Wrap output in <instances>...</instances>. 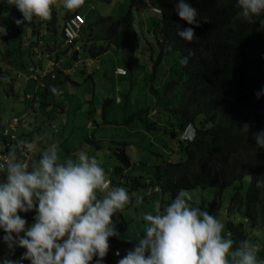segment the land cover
<instances>
[{
  "label": "trees",
  "instance_id": "1",
  "mask_svg": "<svg viewBox=\"0 0 264 264\" xmlns=\"http://www.w3.org/2000/svg\"><path fill=\"white\" fill-rule=\"evenodd\" d=\"M176 2L177 0H130L128 9L118 18L105 15L92 21L84 17L85 22L78 37L64 43L62 49L57 51L61 54L70 52V59H77L80 53L97 59L112 45L124 52L127 60L130 61L137 48L133 9L151 5L157 20L152 28L151 38L146 40V45L151 52L154 48H157L158 52L152 63L153 75L155 76L159 66L157 63L164 56L174 50L180 52V63L175 68L177 74H170L164 81L161 79L163 81L161 86L167 99L175 98L179 102L175 111H172L181 115L178 123H171L170 134L176 135L175 129H178V145L185 151V156L177 161L162 159L156 163L151 180L152 187L149 188L157 187V190L166 193L167 199L162 200L160 204L164 207L175 199L180 190L212 186L214 193L207 204L204 201L197 205L192 201V204L194 207L207 210L217 219L222 212L225 213L227 218H225L224 236L235 241L233 246L235 250L241 241L246 240L248 231L243 228L245 223L251 227H264V186L257 187L256 183L259 178L264 177V148H259L254 139V134L264 131V95L259 100L255 96L257 91L264 88V31L259 30L258 19L254 18V22L249 23L238 17L237 0H186L197 8L199 18H207L208 23H201L200 27L189 25L180 19L175 11ZM154 7L159 11H155ZM3 9L0 10L1 20H3ZM72 12L80 13L78 9ZM70 14L69 10H65L62 27ZM56 23L57 15L53 9L51 19L46 23L45 30L48 37L42 42L47 48L43 51L52 49L50 43L54 38H58L59 33L64 39L63 29L56 26ZM98 24L103 27L100 32L95 29ZM35 25L32 27V32L39 37L40 26L36 29ZM15 27L18 29L17 25ZM190 27L194 28L198 41L188 42L178 34L180 30ZM82 32L85 34L84 37L81 35ZM97 41L99 43H96ZM53 43L56 44V48L61 46L54 40L52 45ZM189 51L193 55L185 65L182 60L188 56ZM4 52L7 54L10 49ZM12 60L10 59V62ZM9 66L11 63L0 66V85L5 80L9 81L10 92L14 94V78L11 77L12 70H9ZM22 66L25 67L24 78L23 75L20 78L16 77L14 72L15 80L23 84L21 89H27L31 85H36L35 87L38 88L32 95L24 90L23 100L31 99L34 104L37 98H40L38 96L40 90L49 92L57 88L56 74L49 73L37 80L29 74L30 71L26 70L27 66L24 63ZM117 67L118 65L114 66L113 73L123 75L116 72ZM26 72L29 74L27 78H25ZM65 75L68 77L67 74ZM35 80L38 81L37 84ZM139 116L141 117L140 112ZM14 117L17 118L18 124L20 118L12 115L10 119ZM11 120L6 119L4 123L9 124ZM190 123L196 132L192 141L182 139L180 136L182 129ZM245 124L249 126L247 133L242 131ZM7 127V124H3V132ZM3 138L4 146H1L4 148L3 153L14 152L16 158H20L24 157L25 153H30V150L23 146L18 147V142L33 141L34 134L18 135L16 126L9 134L3 133ZM2 139L0 137L1 141ZM122 143L127 144V142ZM42 152L43 150L37 148L33 157H28L30 169L32 163L39 160ZM114 153L120 162L112 167V171L118 174V181H121L124 170L131 164V158L124 146L115 147ZM247 174L250 180L243 193L240 185L243 184ZM139 176H130L134 186L142 183ZM2 179L3 174L0 173V181ZM235 183L238 184L237 187L229 193V187ZM153 192L155 191L148 194ZM21 216L28 222V213ZM113 221L117 229L124 230L125 221L120 212L116 213ZM143 232L144 229L135 240L116 239V243L109 244L110 248L103 264H117V261L138 243L137 240L143 236ZM3 235L4 232L0 229L1 238ZM121 243L124 244L123 251L120 249ZM114 250L119 251V257L115 256ZM24 251L25 249L17 248L13 256L7 249V254L12 259H19ZM96 259L97 257H94L92 264H95ZM23 264H31V262L25 260Z\"/></svg>",
  "mask_w": 264,
  "mask_h": 264
},
{
  "label": "rangeland",
  "instance_id": "2",
  "mask_svg": "<svg viewBox=\"0 0 264 264\" xmlns=\"http://www.w3.org/2000/svg\"><path fill=\"white\" fill-rule=\"evenodd\" d=\"M3 1L0 5V10L4 8L3 20L0 18V22L2 21L0 23V66L11 63L9 70H12L11 77L14 78L15 93L10 92L9 81L5 80V83L0 85L1 139L3 138V124L8 126V123L4 121L11 120L12 115H16L20 118V122L16 124L17 134H34V140L27 141L32 145L30 157H33L37 149L36 145L43 151L55 146L61 161L75 159L79 151H85L90 157H95L111 180L110 187H124L131 197L129 205L120 211L125 221V228L124 230L117 229L120 237L109 238V244L116 243V239H137L144 229L143 215L153 213L154 205L161 204L162 200L167 199L166 193L161 190L148 194L149 187H152L151 180L155 164L162 159L177 161L185 156V151L178 145V129H175L176 135L170 134L171 123H178L181 115L173 112L179 102L175 98L167 99L161 86L170 74H177L175 68L180 63V52L174 50L164 56L157 63L159 66L154 76L152 63L158 52L157 48L151 52L146 45V40L152 36V28L156 25L157 15L149 4L145 8L133 9V27L136 30L137 48L130 61L127 60L124 52L112 45L98 59L89 58L83 53H80L77 59H70V52L62 54L65 57L64 65L70 68V71L65 73V67L61 63L56 65L52 69L56 74V91L40 90L42 92L38 93L40 98H37V102L33 104L31 99L23 100V91L27 90L32 95L33 90L31 87L21 89L23 84L16 81L15 76L20 78L23 75L25 67L23 68L22 63L28 67L36 65L38 73L40 66L46 68L47 58L42 50H45L47 46H44L42 41L48 37L45 29L50 19L43 21L34 18L31 24L25 23L16 29L15 20L23 19L22 14L14 5L7 3V0ZM129 2L130 0H85L78 10L92 21L105 15L118 18L128 9ZM53 9L57 15L56 26L61 28L66 9L62 7L59 0ZM34 24H36L34 26L36 29L40 26L39 37L32 32ZM102 28V25L98 24L95 29L100 32ZM81 35L84 37V32ZM63 41L60 33L58 44L61 46L56 48V44L52 45L51 41L53 61L54 56L58 54L57 49H62L65 45ZM7 49H10V52L6 54L4 51ZM59 57L57 55L56 58ZM10 59H13L12 62ZM22 59L23 62H21ZM116 65L124 67L127 74L115 75L113 68ZM0 142L4 146V138ZM122 142H127V144L123 145ZM117 146H124L131 158V164L124 170L121 181H118V174L112 171V167L120 162L114 153ZM24 163L29 165V158ZM132 175H140L139 180L142 183L134 186L130 178ZM249 180V175H245L243 184L240 185L243 193ZM237 185L236 183L231 185L228 192L231 193ZM183 190L189 191L192 195L194 205L203 201L207 204L214 193L212 186ZM144 194H147L146 197L143 196ZM35 215V211L28 212V225L34 222ZM225 218L227 217L222 212L219 220L224 226ZM243 228L248 231L246 240L260 246L257 254L260 259L261 250L264 249V227H251L245 223ZM120 249L122 251L125 249L124 244H120ZM7 253V246L0 239V264H3V257L8 255ZM8 256L11 258L10 255Z\"/></svg>",
  "mask_w": 264,
  "mask_h": 264
},
{
  "label": "clouds",
  "instance_id": "3",
  "mask_svg": "<svg viewBox=\"0 0 264 264\" xmlns=\"http://www.w3.org/2000/svg\"><path fill=\"white\" fill-rule=\"evenodd\" d=\"M57 2L7 0L22 14L23 19L15 20L18 27L31 24L34 18L51 19ZM59 2L64 9L73 11L82 7L85 0ZM236 7L238 17L249 23L258 19L259 30L264 31V0H237ZM175 11L189 25L200 27L201 23H208L186 0H177ZM74 13L79 12H71L68 18ZM178 34L188 42L199 40L191 27ZM63 40L69 42L65 37ZM191 55L189 51L182 63L187 65ZM29 67V74L35 78L44 69L39 68L38 73L36 65ZM262 95L264 88L255 93L257 100ZM248 128L245 124L242 131L247 133ZM195 135L191 123L180 133L182 139L189 141ZM254 139L259 148H264V131L254 134ZM17 146L32 149L23 140ZM0 173V229L4 232L0 239L13 256L17 248L25 249L19 259L5 255L3 264H23L25 260L31 264H92L94 257L95 264H103L110 248L109 238L120 237L113 217L129 205L131 197L124 187H110L111 180L95 157L79 151L75 159L61 161L57 148L51 146L30 169L11 152L7 158H0ZM256 183L257 187L264 186V177ZM192 201L189 191L180 190L167 206L156 203L153 213L142 217L143 236L117 264H264L258 259L259 245L243 240L233 250L235 241L223 235L224 224L207 210L194 207ZM31 211L36 215L28 225L20 213ZM115 254L119 255V251Z\"/></svg>",
  "mask_w": 264,
  "mask_h": 264
},
{
  "label": "built area",
  "instance_id": "4",
  "mask_svg": "<svg viewBox=\"0 0 264 264\" xmlns=\"http://www.w3.org/2000/svg\"><path fill=\"white\" fill-rule=\"evenodd\" d=\"M155 11H159L158 8L154 7L153 8ZM85 22V18L82 14L80 13H74L72 14L69 18L66 19L64 26H63V32H64V37L66 39V41H71L74 38H76L80 32V29L83 25V23ZM116 72L120 73V74H124L125 73V69H123L122 67H117L116 68ZM17 124V118L14 117L8 124V127L4 129V134L7 135L11 132L12 129L15 128ZM184 138L185 135H183ZM2 146V145H1ZM9 152H4L0 154V158H7L8 157ZM30 156L29 153H25L24 157H18L17 159L20 161H25L28 159V157ZM157 190V187L154 188H149L148 189V193H151L152 191ZM117 252V250H114V254ZM120 255V253H119ZM119 255H116V257H119Z\"/></svg>",
  "mask_w": 264,
  "mask_h": 264
},
{
  "label": "crops",
  "instance_id": "5",
  "mask_svg": "<svg viewBox=\"0 0 264 264\" xmlns=\"http://www.w3.org/2000/svg\"><path fill=\"white\" fill-rule=\"evenodd\" d=\"M2 1L3 0H0V5L2 4ZM40 40V39H39ZM54 40V42H58V38L57 39H53ZM52 40V41H53ZM36 46H34V48H35ZM43 51V50H42ZM45 52V57L47 58V63H46V68L45 69H42V71H41V73H40V75L39 76H37V78H35V77H33V78H35V79H37V80H40L41 78H42V75L44 74V73H46V72H48L47 74H49V73H51L52 75L53 74H55V72H53L52 71V69H54V67L56 66V65H59L60 63H61V65H63L64 67H65V72H68V71H70V68H67L65 65H64V55H62L61 53H59L58 51V54H56V57H57V55H59L60 57L57 59L55 56H54V61H53V55H52V57H51V50L50 51H44ZM98 59V58H97ZM98 67V66H97ZM28 68H31V67H28ZM40 68H43L42 66H40ZM26 70L27 71H29V69H27L26 68ZM115 74V73H114ZM115 75H117V74H115ZM119 75V74H118ZM125 75V74H124ZM29 76V74L26 72V74H25V78H27ZM37 80H35L36 82V84L38 83V81ZM40 82V81H39ZM34 83V84H35ZM36 85H31V88L33 89V92H35V90H37L38 88L37 87H35ZM28 93H30V92H28ZM16 127V126H15ZM36 147L38 148V146L36 145ZM3 149L4 148H2L1 146H0V154L1 153H3ZM261 252H262V255H261V258H260V260H264V249L263 250H261Z\"/></svg>",
  "mask_w": 264,
  "mask_h": 264
}]
</instances>
